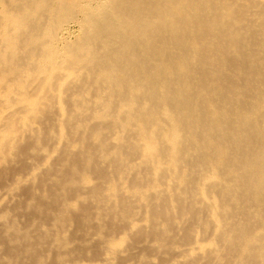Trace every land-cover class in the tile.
Returning <instances> with one entry per match:
<instances>
[{"label": "bare ground", "instance_id": "bare-ground-1", "mask_svg": "<svg viewBox=\"0 0 264 264\" xmlns=\"http://www.w3.org/2000/svg\"><path fill=\"white\" fill-rule=\"evenodd\" d=\"M3 180L0 264H264V0H0Z\"/></svg>", "mask_w": 264, "mask_h": 264}, {"label": "rangeland", "instance_id": "rangeland-1", "mask_svg": "<svg viewBox=\"0 0 264 264\" xmlns=\"http://www.w3.org/2000/svg\"><path fill=\"white\" fill-rule=\"evenodd\" d=\"M71 25V24H70ZM70 31V32H69ZM68 36L65 38L66 40H69V41H72V40H74L76 37H77V34L79 35V31H78V27L77 26H75V25H71L70 27H69V29H68ZM5 181H9L8 183L7 182H5ZM2 184H0V214L1 213H3L4 212V210L5 209H7V208H5V206H6V204H8L7 206H10V205H13L15 202H16V200H22L23 198H25V189L24 190H22V191H18V195L16 194V196H14V194H12L8 189H7V185L6 184H8V185H10L11 184V180H3V181H0ZM4 183H6L5 185H6V187H5V185H4ZM10 183V184H9ZM4 185V186H3ZM3 188V189H2ZM6 191H5V190ZM8 190V191H7ZM23 192V193H22ZM6 193H8V194H6ZM10 193V194H9ZM22 195H24V196H22ZM12 196V197H11ZM20 196V197H19ZM8 199V200H7ZM7 200V201H6ZM2 208V209H1ZM3 211V212H2ZM26 218V216H24V217H22V218H20V221H21V223H24L25 225H23V226H26L27 224H26V222L28 223V219L26 220L25 219ZM23 220H25L24 222H23ZM0 228H1V224H0ZM159 260L157 259V258H155L154 259V262L155 263H157Z\"/></svg>", "mask_w": 264, "mask_h": 264}]
</instances>
